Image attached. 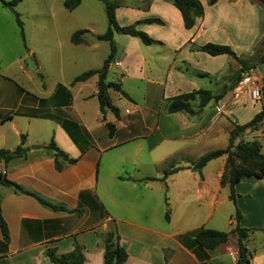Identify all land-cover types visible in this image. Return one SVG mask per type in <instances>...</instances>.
Here are the masks:
<instances>
[{
  "label": "crops",
  "instance_id": "1",
  "mask_svg": "<svg viewBox=\"0 0 264 264\" xmlns=\"http://www.w3.org/2000/svg\"><path fill=\"white\" fill-rule=\"evenodd\" d=\"M112 1L117 5L119 26L135 25L153 41L144 45L137 38L113 34L116 51L108 71L112 68L117 73L106 82L120 85L128 97L118 92L128 101L123 110L118 109V119L109 110L104 115L99 111L97 76L71 85L76 76L86 71L56 83L53 103L49 105L41 98L43 93L30 94L0 72V149L13 151L22 135L23 147L28 148L24 157L6 165L0 163V174L52 204L79 210L54 212L33 197L0 185V208L9 232L8 243H4L0 232V264H51L46 257L48 250L59 256L70 253L75 245L82 249L83 264H102L101 235L110 222L115 224L119 243L127 253L124 264H238L234 235L213 250L192 243L198 229L229 232L235 225L234 205L225 214L220 211L225 204H232L228 188L220 184L225 157L208 162L200 173L192 167L205 154L199 151L204 139L213 138L214 127L224 126L218 122L222 116L216 114L215 107L225 111L224 133L228 136L239 110L232 106L241 104L223 103L225 97L217 103L210 102L196 117L167 114L165 107L169 98L203 89L202 79L213 78L216 88L203 90L216 93V74L222 75L234 60L211 57L197 48L207 43L225 45L237 56L250 57L264 38V9L249 0H218L212 6L207 5V0H198L204 7L203 17L191 30H185L179 12L163 0ZM152 19L161 24L146 22ZM75 32H68L69 42ZM86 32L94 35V40L100 35ZM83 37L84 34L81 44H70L85 48L89 57L98 45L88 44ZM26 51L33 59L34 50ZM21 59L16 56L10 64L25 72ZM54 62L62 71L66 65L68 68L75 64L76 57L61 56ZM0 65H4L1 58ZM58 85L68 92V104L65 95L57 91ZM196 105L192 103L194 109ZM257 112L253 111L249 120ZM45 115L54 119L42 117ZM7 116L10 119L1 122ZM57 119L78 126V144ZM107 123L114 127L112 137L108 136ZM51 139L58 149L78 161L57 172L52 152L38 148L47 146ZM119 148H130L131 156L105 155ZM217 160L221 166L209 171ZM167 164V170H181L162 182L161 169ZM153 166L160 171L155 177L141 174V167ZM147 178L156 180L146 181ZM117 190L131 192L134 203H120ZM234 190L242 216L239 227L248 231L245 246L249 264H264V179L243 177ZM152 193L154 202L149 199ZM163 194L167 196L165 203L159 198ZM165 211L169 213L168 220L162 217ZM222 221L226 225H221Z\"/></svg>",
  "mask_w": 264,
  "mask_h": 264
},
{
  "label": "trees",
  "instance_id": "2",
  "mask_svg": "<svg viewBox=\"0 0 264 264\" xmlns=\"http://www.w3.org/2000/svg\"><path fill=\"white\" fill-rule=\"evenodd\" d=\"M20 0H12L10 2H5L0 0V4L14 14L15 21L20 29V35L22 41L25 42L23 24L18 16V14L13 10L16 4ZM103 2L105 6V14L108 23L107 31L99 36H96L98 41H106L109 43L110 52L106 59L103 61V64L100 69L97 70H88L78 76H76L72 81L71 85L84 82L93 76H97V93L96 98L99 105V111L102 115L105 114L106 110H109L116 119L119 118V110L116 108L109 97L108 90L113 89L119 92L124 98L128 99L126 94L121 90L120 85L115 83H107L106 76L108 72V67L111 64L113 57L115 55V45L112 39L113 34L130 36L133 38L139 39L142 44L150 45L153 41L150 37L135 28V25L121 27L118 25L115 17V9L117 5L112 0H98ZM167 3H170L180 14L182 19L183 28L185 30H191L197 19L203 17L204 7L198 0H163ZM218 0H207V5L212 6ZM251 3L258 4L264 9V0H249ZM82 0H63V7L65 10L71 12L79 7ZM147 23H157L161 24L160 20L152 19L147 20ZM86 32V30L77 31L72 34L70 37V42L73 45L81 44V36ZM260 49V58L259 62L261 65H264V38L258 45ZM198 51L207 54L211 57L216 56H227L239 64V69L237 73L233 76V85L234 87L241 79V76L253 68L251 63L242 59V57L237 56L234 51L225 45H218L207 43L201 47L197 48ZM231 87H222L219 92L213 93L209 90H197L187 94H181L172 98H169L166 101L165 111L167 114H176L183 113L188 116H199L202 114L203 109L210 102H219L224 96L228 93ZM264 92V82L262 85ZM58 92H62L65 95V104L69 103V94L64 87L58 85ZM197 102L196 108L194 109L192 103ZM44 118L54 119L51 115L42 116ZM10 119V116L5 117L1 122H5ZM61 127L68 133L70 139L78 144L77 135H80L79 128L76 124L63 120L60 121ZM264 122V112L260 111L255 114L248 122L239 125L235 124L228 134L227 147L225 149H218L210 151L202 155L197 162L193 164L192 170L200 173L201 170L206 166V164L212 160H215L220 157H225L224 172L221 177L220 184L222 187L226 186L229 191V200L233 203L235 207L233 219L235 221L234 227L229 232H221L210 229H198L193 233V244L204 248L206 250H213L216 246L224 244L227 242L229 236L237 237V263L238 264H249V253L245 246V241L247 238L248 231L246 229L239 227V222L241 220V213L236 207V193L234 190L235 185L243 177H253L255 179H264V155L260 153L261 146L257 141H243L241 136L246 132L256 131L258 126ZM106 128L108 130V136L112 137L114 133V127L112 124L107 123ZM241 138V139H240ZM25 137L20 136V144L13 150L0 149V163L6 165L11 160L19 157H24L28 148H24ZM85 147H88V144L85 142ZM40 149L47 150L52 152L54 156V168L57 172H61L64 168V165H74L78 159L70 158L66 153L56 147L53 139L50 140L47 146H40ZM83 152V149H82ZM237 163V166H236ZM177 170L181 169H172L164 170L162 173V178L160 181L164 182L167 176L175 173ZM146 181H155L154 178H147ZM0 185L5 186L13 190L16 194L28 195L33 197L38 204H40L45 209L54 211V212H65V213H78L79 210H68L60 205L52 204L51 202L43 199L35 193L28 192L24 190L19 185L7 180L3 175L0 174ZM165 220H168V213H165ZM0 232L4 243L9 242V232L7 224L2 216L0 208ZM102 249H103V262L102 264H124L127 259V253L125 249L120 245L119 236L115 224L113 223L112 229L108 228L106 232L101 235ZM46 257L51 264H83L84 258L82 254V249L80 246L75 245L73 250L70 253L64 255H56L54 251L48 250L46 252Z\"/></svg>",
  "mask_w": 264,
  "mask_h": 264
},
{
  "label": "rangeland",
  "instance_id": "3",
  "mask_svg": "<svg viewBox=\"0 0 264 264\" xmlns=\"http://www.w3.org/2000/svg\"><path fill=\"white\" fill-rule=\"evenodd\" d=\"M4 1L10 2L12 0ZM0 9V58L3 59L4 63L3 67L0 65V72L12 80L21 89L30 94H36L37 91L43 93L41 98L45 100V105L53 103L51 96L56 83L67 80L71 76L87 70L99 69L102 66L104 57L108 55L110 50L108 42L98 41L95 37V40L98 41L96 42L93 37L94 35L92 36L88 32L84 33L83 39L88 44L94 43L98 45L97 49L93 50L89 57H87V54L85 53V48H75L68 40V32L70 31L87 29L86 31H94L96 34L100 35L107 31L108 23L105 14V6L101 1L83 0L78 8L69 12L63 7V0H20L13 10L18 14L23 24L25 42L22 41L20 29L15 21L13 12L2 7L1 4ZM27 48L34 50L33 59L27 56ZM72 53L75 54L76 57L75 64L68 68L66 65L62 71H60L56 65L54 66V61H56L58 57L62 56L66 59V56L73 55ZM260 55V49L257 47L254 53L248 55L250 57L247 58L242 56V59L252 64L253 68L249 69L247 72L252 70V74L260 79L263 85L264 65H261L259 62ZM16 56L22 58L20 61L25 72L20 71L16 65L10 64ZM34 59L36 63L33 62ZM225 59H228L229 61L230 58L225 57ZM238 69L239 64L234 61L233 65L226 66V70L222 75H219V73L216 74V84L218 85V90L216 92H219L224 86L231 87L233 85L232 79ZM116 73V70L112 68L109 69L106 78L107 81L110 82ZM242 78L243 75L241 76V79ZM200 86L203 89L209 90H214L216 88L213 78L202 79ZM237 86L238 84L231 87L228 93L224 96V98H226L223 102L226 104H241H238L239 106H232V108L239 109L238 114H235L236 116L233 117L232 126L249 120L255 110L258 111L257 113L260 111L264 112L263 87L261 89L260 97L256 100H251L247 88L243 89L241 92L236 91L235 94H232ZM109 97L111 98L112 104L121 110H123V104L128 102L117 91L112 89L109 91ZM108 114L112 116L110 112ZM220 116H222V120H219L218 122L223 123L224 126L223 128L214 127L215 135L213 138L204 139L200 147L201 149L199 150L202 154L218 149H225L227 147L228 136L224 133V129H226L225 123H227L225 111L224 114H221ZM241 138L243 141H257L261 146L260 153L264 155V122L258 126L256 131L246 132ZM105 155L119 157L126 155L127 157H130L131 151L130 148H119L114 152H108ZM220 166V160L213 161L212 166L209 167L208 170L215 171ZM140 169L141 174L145 173L151 177H155L156 174H159L160 172L154 166L147 168L141 167ZM165 169H168V164L162 168L161 171L163 172ZM129 170H132V167L129 166ZM116 198L120 203H134L133 194L125 190H117ZM159 198L161 199V203H165L167 196L166 194H163L160 195ZM149 199H151L152 202L156 201L154 193L149 195ZM158 202L160 204L159 200ZM103 203L107 206L105 197L103 198ZM232 208L233 203H227L220 208V211L225 214L228 209L231 210ZM165 213H168V211L162 213V217ZM221 225H226V222L222 221ZM112 226L113 223L110 222L108 228L112 229Z\"/></svg>",
  "mask_w": 264,
  "mask_h": 264
},
{
  "label": "built area",
  "instance_id": "4",
  "mask_svg": "<svg viewBox=\"0 0 264 264\" xmlns=\"http://www.w3.org/2000/svg\"><path fill=\"white\" fill-rule=\"evenodd\" d=\"M115 65L117 66L118 64L116 63ZM249 72L246 71L243 74V78L238 82V86L234 90V94L236 91L241 92L243 89L247 88V90L249 91L250 99L256 100L260 97L262 83L260 79L252 74V70H250ZM215 112L220 115L224 114L223 107H215Z\"/></svg>",
  "mask_w": 264,
  "mask_h": 264
}]
</instances>
